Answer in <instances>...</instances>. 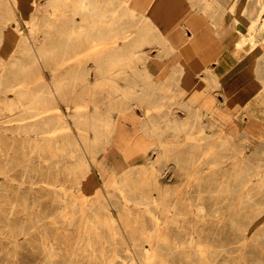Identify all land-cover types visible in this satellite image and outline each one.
I'll return each instance as SVG.
<instances>
[{"label":"rangeland","instance_id":"rangeland-1","mask_svg":"<svg viewBox=\"0 0 264 264\" xmlns=\"http://www.w3.org/2000/svg\"><path fill=\"white\" fill-rule=\"evenodd\" d=\"M95 1L108 17L77 0H0V264H264V80L248 70L258 57L264 65V0L226 10L241 62L226 98L197 75L217 57L150 55L156 42L144 22L154 0ZM187 1L210 17L225 13L220 0ZM89 34L108 35L116 49L88 47ZM21 38L43 51L35 66ZM248 83L260 86L262 121L244 124L247 100L237 93ZM212 92L210 111L186 107L184 124L159 98L202 107ZM145 116L157 122L147 138H159L156 152L135 142Z\"/></svg>","mask_w":264,"mask_h":264},{"label":"crops","instance_id":"crops-1","mask_svg":"<svg viewBox=\"0 0 264 264\" xmlns=\"http://www.w3.org/2000/svg\"><path fill=\"white\" fill-rule=\"evenodd\" d=\"M9 3V0H5ZM224 1V2H223ZM47 2H50V0H47ZM192 2V1H191ZM223 2V3H222ZM89 3L96 5L99 8H103L101 5H97L95 0H77V8H87ZM222 3V4H220ZM220 3L218 7L220 10H225L224 15L217 17L213 16L210 17V14H214V12L208 11L205 13H202L200 10H198L199 7H193L192 4L189 3L187 0H154L151 6L148 9L147 16L145 18V24L147 25L146 30L152 32L151 41L156 42V44H152L150 46V55L151 56H213L217 57V64H204L200 67V69L197 72V75L200 80H204L206 82L207 87L213 88V90L220 88H223V96L226 98L227 94L231 89L236 88L235 85L236 78H234V72L238 69L239 65H241V62L237 56L239 54H234L231 52V48L234 46L232 40V34H233V22L232 18L227 14L226 10L229 8L230 5H232V0H220ZM204 4V3H200ZM32 8H37L38 3L36 0H32L31 4ZM212 10L218 9L216 6H212ZM105 12H102L104 15H98L96 17H108L109 12L107 9H104ZM200 11V12H198ZM222 12V11H220ZM84 16H88V12H85L84 14L81 13ZM88 14V15H87ZM209 14V15H208ZM228 15V16H227ZM148 18V19H147ZM140 23V22H139ZM249 25V24H248ZM248 29V27H247ZM83 31L89 32V28L87 29H81ZM102 29H97V33H100ZM107 30V29H106ZM126 34V33H125ZM129 34V33H127ZM90 37V38H89ZM95 37V38H94ZM92 34L85 37L86 41H97V42H105V43H112L111 46L108 48L109 50L116 49L115 42L116 40H110L111 38L104 34V36H94ZM89 38V39H88ZM246 38V44L245 47L248 49V40L249 36L247 33ZM25 38H21L20 40H24ZM155 39V41L153 40ZM111 41V42H109ZM186 41H193L197 42V47L201 52L197 53H187L186 51L190 50V48H187L186 46L182 45V42ZM169 42V43H168ZM113 46V47H112ZM218 46L220 48H218ZM112 47V48H111ZM171 47L172 50L174 49L172 53H168V51H171L169 48ZM30 50H26L28 52L26 53V56H32L36 60V56L39 57L40 52L43 51L41 49L37 50L34 48V45L30 48ZM233 50V49H232ZM183 51V52H181ZM219 51V52H218ZM32 52V53H31ZM237 53V52H235ZM9 54V53H8ZM7 54V55H8ZM249 57V51L246 53ZM6 55V56H7ZM17 55V54H16ZM35 57H34V56ZM257 56V54H256ZM18 58H20L17 55ZM249 63L251 62L250 58H247ZM35 60L33 66H35ZM249 73L253 76L254 79L260 82V80H264V65L260 63L259 57L256 59L254 64H249ZM164 72V71H162ZM77 77L75 75L72 76V81H74ZM233 79V80H232ZM50 82V80H49ZM252 83V82H251ZM174 87H179L182 90L185 89L182 85L176 83ZM51 88V87H49ZM142 96L140 100L142 102L144 99L148 96L149 91L147 87L142 88L141 90ZM260 86H256L254 84H244L242 89L237 93L238 97L241 101H246V105L243 110V120L244 124L248 123L249 117L252 116L253 118L256 117V119L260 120V112H259V104L258 100L260 98L261 92H260ZM160 100H163L167 102V105L164 112L165 115H172L171 118L177 120V123L184 124L186 116L191 112L192 116L195 114H199L202 112L210 111L205 106L210 105V103L214 102V95L212 94L207 98L208 103H206L204 106L199 107L196 106L190 102H185L181 99L175 100V101H168L169 96L167 94H161L159 96ZM221 104L224 103V100L221 101ZM156 103L152 104L150 106H146L145 110H143V115H147L148 112L156 108ZM186 107L189 109V113L186 110ZM180 110L182 111V114L180 113ZM261 110V109H260ZM169 117V116H168ZM239 119L240 121L242 120ZM226 123V120L223 119ZM262 121V120H260ZM244 124H242V129L244 128ZM140 134L137 140L135 141L137 144H151V148L156 152V150H159L158 147L160 145L159 138H156L153 140H147L152 136H156L157 132V122L152 119V117L149 118V116H145V118H140L138 123ZM123 135V134H121ZM144 148V149H143ZM140 148L144 153L141 154V159L144 157V155L148 154L146 152V148L143 147Z\"/></svg>","mask_w":264,"mask_h":264},{"label":"bare ground","instance_id":"bare-ground-1","mask_svg":"<svg viewBox=\"0 0 264 264\" xmlns=\"http://www.w3.org/2000/svg\"><path fill=\"white\" fill-rule=\"evenodd\" d=\"M199 1H200V2L214 1L215 3H217L219 0H199ZM262 1H263V0H262ZM100 9H101V8H100ZM83 14H84V13H83ZM88 14H89V13H88ZM88 14H87V15H88ZM84 30H85V29H84ZM92 30H93V29H92ZM89 32H91V31H89ZM126 33H129V32H126ZM89 35H90V34H89ZM103 36H104V35H103ZM93 37H94V36H93ZM99 37H100V36H99ZM89 38H90V37H89ZM89 38H88V39H89ZM94 38H95V37H94ZM22 43H23V44H22L23 49H24L25 51H26V50H30V51L32 50V49H30L31 47L28 45V43H27L25 40H23ZM112 45H113V44H112ZM108 46H109V45H108ZM110 46H111V44H110ZM110 46H109V47H110ZM112 47H113V46H112ZM112 47H111V48H112ZM26 52H28V51H26ZM31 53H32V52H31ZM30 56H31V55H30ZM33 56H34V55H33ZM34 57H35V56H34ZM252 57H253V56H252ZM36 58H37V56H36ZM38 59H39V58H38ZM33 60H34L33 57L30 58V64L32 63ZM36 61H38V60H36ZM36 61H35V62H36ZM33 62H34V61H33ZM28 63H29V62H28ZM28 63H27V64H23L22 62H19V65H18V67H17V70L19 69L18 71H20V69L25 68V66L27 67V66H28ZM37 63H38V62H37ZM30 64H29V65H30ZM32 64H34V63H32ZM25 69H27V68H25ZM20 72H21V71H20ZM22 73H23V72H22ZM1 77H2V76H1ZM17 82H18V81H17ZM23 82H25V81L23 80ZM23 82H22V83H23ZM11 83H12V82H11ZM13 83H14V82H13ZM13 83H12V84H13ZM22 83L19 84L18 86L22 85ZM27 83H28V82H27ZM25 84H26V83H25ZM25 84H23V86H25ZM47 85H48V84H47ZM55 85H57V84H55ZM9 86L11 87L10 83H9ZM18 86H17V88H18ZM45 86H46V85H45ZM48 86H49V85H48ZM12 87L15 88L14 85H12ZM33 87H34V86H33ZM49 87H51V86H49ZM1 88H2V87H1ZM30 88H31V87H30ZM46 88H47V87H46ZM46 88H45V89H46ZM10 89H11V88H10ZM12 89H13V88H12ZM12 89H11V90H12ZM15 89H16V88H15ZM42 89L44 90V88H42ZM42 89H41V90H42ZM55 89H57V87H56ZM7 90H9V89L7 88ZM27 90H28V89H27ZM39 90H40V89H39ZM46 90H47V89H46ZM46 90H45V91H46ZM48 90H49V89H48ZM50 90H51V89H50ZM57 90H58V89H57ZM2 91H3V90H2ZM36 91H37V90H36ZM45 91H44V92H45ZM51 91H52V90H51ZM55 91H56V90H55ZM12 92H13V91H12ZM18 92H19V91H18ZM23 92H24V91H23ZM25 92H26V91H25ZM27 92H29V90H28ZM38 92H39V91H38ZM38 92H37V94H39ZM44 92H43V93H44ZM32 93H33V92H32ZM35 93H36V92H35ZM40 93H41V92H40ZM49 93H52V92H49ZM26 94H27V93H26ZM29 94H31V92H30ZM37 94H35V96H36ZM45 94H46V93H45ZM53 94H54V92H53ZM23 95H24V94H23ZM18 96H19V95H18ZM24 96H25V95H24ZM31 96H32V95H31ZM31 96L29 97V99L31 98ZM38 96H39V95H38ZM49 96H50V97H53V96H51V94H50ZM36 97H37V96H36ZM36 97H33V98H36ZM43 97H44V96H43ZM43 97H42V98H43ZM27 98H28V96H27ZM33 98H32V99H33ZM42 98H40V100H41ZM53 98H54V97H53ZM9 99H10V98H9ZM36 99H38V98H36ZM36 99H34V100H36ZM47 99H48V97H47ZM26 100H27V99H26ZM34 100H33V101H34ZM30 101H31V99H30ZM33 101H32V102H33ZM43 102H45V101H43ZM11 103L15 104V102H13V101H12ZM35 104H36V102H35ZM41 104H42V103H41ZM30 105H31V103H30ZM30 105H27V109L29 108V109L32 110L33 108H32V106H30ZM28 106H29V107H28ZM35 106H38V105H35ZM30 107H31V108H30ZM33 107H34V105H33ZM22 108H23V107H22ZM27 109L23 108V111H26ZM29 109H28V110H29ZM34 109H36L35 111L33 110V112H35L34 114L36 115V111L38 112V110H37V108H34ZM28 110H27V111H28ZM31 110H30V111H31ZM234 113H235V112H234ZM41 115H42V114H41ZM41 115H40V116H41ZM225 116H226V115H225ZM35 118H37V117H35ZM49 118H50V117H49ZM51 118H52V117H51ZM58 118H59V117H58ZM227 118H228L229 125H230L231 127H235V121H234V118H232L231 116H227ZM52 119H53V118H52ZM36 120H37V119H36ZM36 120H35V121H36ZM44 120H46V119H44ZM59 120L61 121V119H59ZM249 120H250V119H249ZM44 122H45V121H44ZM44 122H43V123H44ZM51 122H52V121H51ZM57 122H58V121H56L55 123H57ZM37 123H38V122H37ZM40 123H42V122H40ZM40 123H39V124H35V125H39V126H40ZM58 123H60V122H58ZM52 124H53V123H52ZM60 124H61V123H60ZM23 126H24V125H23ZM52 126H53V125H52ZM56 126H57V125H56ZM225 126H226V125H225ZM50 127H51V125H50ZM238 127H239V126H238ZM39 128H40V127H39ZM41 129H42V128H41ZM36 130H37V129H36ZM36 130H35V131H36ZM43 130H44V129H43ZM43 130H42V131H43ZM33 131H34V130H33ZM38 131H39V130H38ZM38 131H37V132H38ZM42 131H41V132H42ZM226 134H227V133H226ZM234 138H235V137H234ZM38 143H39V142H38ZM78 150H79V149H72L71 151H78ZM1 170H2V169H1ZM51 187H52V186H51ZM16 192H18V191H16ZM5 194H6V193H5ZM9 194H10V193H9ZM16 195H17V194H16ZM14 202H15V201H14ZM10 209H11V208H10ZM11 210H12V209H11ZM9 211H10V210H9ZM22 211H23V210H22ZM0 213H1V212H0ZM10 214H11V213H10ZM8 217H9V216H8ZM19 220H20V219H19ZM1 222H2V221H1ZM19 223H20V222H19ZM6 226H7V225H6ZM5 228H6V227H5ZM12 229H13V228H12ZM18 229H19V228H18ZM20 232H21V231H20ZM152 253H154V252H152ZM146 254H147V253H146ZM152 255H153V254H152ZM147 257H148V256H147ZM150 257H151V256H150V254H149V258H150ZM148 260H149V259L147 258V262H148Z\"/></svg>","mask_w":264,"mask_h":264}]
</instances>
